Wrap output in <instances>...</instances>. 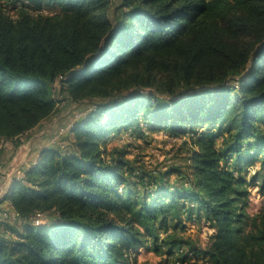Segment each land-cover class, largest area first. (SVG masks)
<instances>
[{
    "label": "trees",
    "instance_id": "16d2710c",
    "mask_svg": "<svg viewBox=\"0 0 264 264\" xmlns=\"http://www.w3.org/2000/svg\"><path fill=\"white\" fill-rule=\"evenodd\" d=\"M29 2L51 11L0 6V144L17 148L59 94L103 102L70 128L69 152H42L5 196L20 221H0V264H125L163 244L181 264H264V203L249 213L255 185L242 175L264 172V0H121L114 18L111 0ZM143 125L185 139L188 174L131 180L105 143ZM43 213L56 222L33 225ZM202 220L213 228L204 249L159 238Z\"/></svg>",
    "mask_w": 264,
    "mask_h": 264
},
{
    "label": "rangeland",
    "instance_id": "374dc122",
    "mask_svg": "<svg viewBox=\"0 0 264 264\" xmlns=\"http://www.w3.org/2000/svg\"><path fill=\"white\" fill-rule=\"evenodd\" d=\"M20 2L29 4L34 9L35 13L48 14L51 9L48 7H42L39 9L33 6L29 0H20ZM19 3L14 5H7L0 2V6L3 7L12 16L17 11ZM121 0H111V6L109 13L112 18L118 15L120 12L119 5ZM58 88V83H56ZM60 98V99H59ZM57 107L54 113L42 121L39 125L33 128L22 136L23 141L26 142L29 139V151H26V147L21 149H15L12 146V150H8L6 155L0 157L3 172L0 173V177L6 178L7 161L12 162L13 165L24 167V169L30 168L38 156L50 148L59 150L60 152H69L72 149L70 128L77 122L87 117L92 110L96 108L103 101L96 98L85 99L81 102H73L67 98H64L61 94L58 97ZM183 137L171 136L160 131L148 130L144 125L137 133H130V131L121 132L118 135H109L106 141V147L108 150L114 148L120 152H123L124 157L129 160V166H132L135 170L133 174V182H138L137 172L140 170H146L150 173L163 172L170 166H177L181 172L187 171L186 148L187 144L183 141ZM11 145V144H10ZM3 149V148H1ZM2 152V150H0ZM1 154V153H0ZM232 165V164H231ZM230 165V166H231ZM183 167V168H182ZM259 164H254L243 169L242 175L245 180L254 183L255 186H249L250 206L249 213L252 214L257 211L262 203H264V196L257 192L258 182H262L264 172L260 170L258 173V179L252 180L253 176H257ZM131 177V175L129 174ZM177 176L171 175L168 181L171 184L180 185ZM187 180V179H186ZM7 201V200H6ZM5 204V205H4ZM1 207L2 215L1 220H8L12 225L16 222L14 219L16 216L14 211L10 208L9 203H4ZM43 222L42 224L50 226L56 222L53 216L50 214H40L38 216ZM168 229L161 228L159 238L167 240L165 237L167 234H173L180 240L190 242L194 249H204L213 233V228L208 225L204 220L197 222H185V228L177 229L173 228V222L170 223ZM39 226V225H36ZM152 243V242H151ZM167 245L163 244V248L157 252L152 247L145 248L143 246L138 247L137 251L129 253L128 261L125 264H156L157 262L167 261L168 264H181L179 256L176 252L169 256L167 254Z\"/></svg>",
    "mask_w": 264,
    "mask_h": 264
},
{
    "label": "crops",
    "instance_id": "0c3cea01",
    "mask_svg": "<svg viewBox=\"0 0 264 264\" xmlns=\"http://www.w3.org/2000/svg\"><path fill=\"white\" fill-rule=\"evenodd\" d=\"M23 136V135H22ZM22 136H20L19 137V139H20V141H21V144L17 147V148H15L14 146H13V143L12 142H9L8 143V146L6 147V148H3V149H1V147H0V150H2V152H0L1 154H0V157L3 159V156L4 155H6V153L8 152V150H12V146L17 150H19V149H21L22 147H26V151H29V147H30V145L28 144L29 143V139H27L26 140V142L25 141H23V139H22ZM11 144V145H10ZM3 155V156H2ZM7 164V166H8V164H9V166L7 167V172L8 173H6V178L5 177H0V181L2 182V181H7V180H9V182L10 181H13V180H15V177H16V175H17V171L18 170H23V168L24 167H20V166H18V165H13L12 164V162L11 163H9V161H7L6 162ZM4 203H7V201L6 200H2V199H0V217H1V215H2V206H3V204ZM5 205V204H4ZM11 208V207H10ZM0 221H1V218H0Z\"/></svg>",
    "mask_w": 264,
    "mask_h": 264
},
{
    "label": "built area",
    "instance_id": "2783aa9c",
    "mask_svg": "<svg viewBox=\"0 0 264 264\" xmlns=\"http://www.w3.org/2000/svg\"><path fill=\"white\" fill-rule=\"evenodd\" d=\"M8 143H9V141H4V142H2L1 144H0V147L1 148H6L7 146H8ZM2 164H1V160H0V173L2 172ZM23 177H24V170H18L17 171V175H16V177H15V180H13V181H10L9 182V180H7V181H0V199H2V200H6L5 199V196L10 192V190H11V188H12V186H13V184L15 183V182H17V181H20V180H22L23 179ZM14 214H15V220L17 221V222H19L20 221V219H19V217L16 215V213L14 212ZM2 221V220H1ZM42 220L41 219H39L38 217H36V218H34L33 219V221H32V224L33 225H41L42 224Z\"/></svg>",
    "mask_w": 264,
    "mask_h": 264
}]
</instances>
